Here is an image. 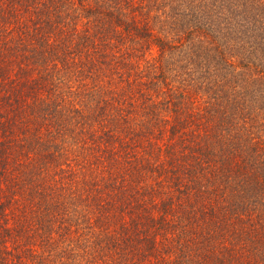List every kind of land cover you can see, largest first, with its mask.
Instances as JSON below:
<instances>
[{"label": "trees", "instance_id": "trees-1", "mask_svg": "<svg viewBox=\"0 0 264 264\" xmlns=\"http://www.w3.org/2000/svg\"><path fill=\"white\" fill-rule=\"evenodd\" d=\"M0 264H264V0H0Z\"/></svg>", "mask_w": 264, "mask_h": 264}]
</instances>
